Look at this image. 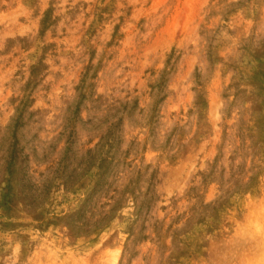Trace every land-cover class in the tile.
Instances as JSON below:
<instances>
[{
	"label": "rangeland",
	"instance_id": "obj_1",
	"mask_svg": "<svg viewBox=\"0 0 264 264\" xmlns=\"http://www.w3.org/2000/svg\"><path fill=\"white\" fill-rule=\"evenodd\" d=\"M0 264H264V0H0Z\"/></svg>",
	"mask_w": 264,
	"mask_h": 264
}]
</instances>
